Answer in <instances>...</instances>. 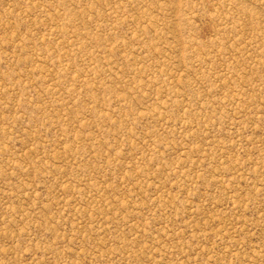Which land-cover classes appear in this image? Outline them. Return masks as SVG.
<instances>
[{
    "label": "rangeland",
    "instance_id": "obj_1",
    "mask_svg": "<svg viewBox=\"0 0 264 264\" xmlns=\"http://www.w3.org/2000/svg\"><path fill=\"white\" fill-rule=\"evenodd\" d=\"M0 264H264V0H0Z\"/></svg>",
    "mask_w": 264,
    "mask_h": 264
}]
</instances>
